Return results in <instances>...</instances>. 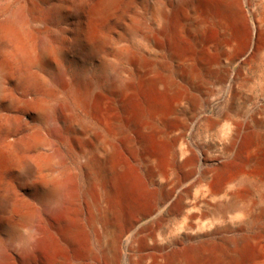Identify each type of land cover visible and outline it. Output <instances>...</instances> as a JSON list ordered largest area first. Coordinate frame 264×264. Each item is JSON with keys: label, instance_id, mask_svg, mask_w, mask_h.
Listing matches in <instances>:
<instances>
[{"label": "bare ground", "instance_id": "1", "mask_svg": "<svg viewBox=\"0 0 264 264\" xmlns=\"http://www.w3.org/2000/svg\"><path fill=\"white\" fill-rule=\"evenodd\" d=\"M51 1L29 0L28 12L34 13L37 3ZM120 2L101 0L98 11H95L97 19L111 14ZM160 6L157 21L152 24L155 32L143 33L137 22L117 23L123 32L119 39L111 35L89 38L88 34V39L78 40L79 74L70 83L69 80L66 82L65 76H58L72 95L74 109L78 111L65 122L73 124L76 127L73 128L82 130V133L86 128L81 122H90H87L89 138L85 136L95 145L80 152L85 160L84 168L106 169L107 174L117 181L118 173L124 167L116 158L117 149L123 144L141 161L147 183L169 200L172 179L183 181L193 175L197 159L187 145L184 147L182 137L185 134L182 132L193 120L192 109L207 91L205 83L217 81L224 85L230 80L231 64L247 53L248 56L239 63V73L233 75L227 88L224 113L205 117L199 126L214 149L213 156L209 157L215 166L202 169L199 177L194 179L195 184L200 185L194 198L211 213H205L206 218H198L197 222H193L194 216L190 213H171L185 208L187 190L181 192L172 203L173 210L171 206L168 209L174 220L165 235L141 230L139 244L142 253L133 264H264V109L254 102L256 109L243 112L236 102L239 96L236 85L240 87L246 83L244 72L249 66V73L251 67L260 73L257 84L259 96L264 98V0L256 2L252 22L243 10V0H171V10L166 4ZM21 8L9 12L6 20L10 31L16 27L23 34L26 15ZM188 14L186 26L184 19ZM46 20L51 22L52 19ZM139 38L141 43L137 41ZM19 46L23 44L11 51L15 52L16 59L26 60L31 53ZM149 52L161 60L149 61ZM87 62L96 64L100 74L92 77ZM123 63L129 66V71L121 70ZM171 70L189 89L181 82L175 85L177 81L171 79ZM2 73L3 67H0V75ZM242 116H247L244 122L240 120ZM25 170L30 175L34 167L27 164ZM69 181H65L68 186L67 183L60 185L63 186L60 193H64L65 199L54 191L55 196L61 195L62 199L49 214L50 221L43 220L42 225L41 220H36L39 223L36 225L29 216L23 217L24 227H34L28 240L22 237L23 230L19 225L20 229L12 225L8 235V240L19 242L18 246L12 245L10 240L12 244H7L0 237V264H19L21 261L23 264H85L66 256L67 251H77L73 246L80 234L74 214L70 213L74 200L70 194L73 185ZM119 186L116 188L125 187L124 184L121 188ZM254 228L255 234L240 235ZM122 229L112 225L106 230L102 252L110 264L115 263ZM158 241L163 245L157 246ZM10 245L14 247L12 252ZM170 246L172 249L166 251ZM91 254H94L93 249H90ZM248 257L251 259L249 263L246 262Z\"/></svg>", "mask_w": 264, "mask_h": 264}, {"label": "rangeland", "instance_id": "2", "mask_svg": "<svg viewBox=\"0 0 264 264\" xmlns=\"http://www.w3.org/2000/svg\"><path fill=\"white\" fill-rule=\"evenodd\" d=\"M100 1L52 0L45 4H35L37 8L33 13L28 12L27 9L29 0H0V67H3V73L0 75V237L4 242L6 241L5 243L14 245L15 240L13 242L9 238L12 243L8 240L9 228L12 225L19 228L17 226L19 225L22 227L21 231L23 230L22 237L28 240L34 227L27 225L25 228L23 217L29 216L36 225L39 223L43 225V220L50 221L49 214L54 211L53 208H57L56 205L60 199H65L64 193L61 194L63 186L60 185L70 180L73 190L72 188L70 190V185L69 190L74 200L71 201L73 204L70 206V213L74 214L76 224L80 227V234L77 237L79 239L75 241L80 242L77 243L78 245L75 243L78 248L73 246L77 250L75 254L72 253L73 250H70L69 253L72 255L67 251L66 256L75 257V260L85 264H110L104 258L102 248L105 246L107 228L116 225L119 230L123 228V234L117 243V257L113 264H133V260L135 261L142 253L139 244L141 230L150 231L155 235H165L166 229L174 220V216L168 214V209L171 206L173 210V204L181 192L184 193L187 190V196H185L186 193L183 194L184 202L186 204L189 202L190 205L185 204L183 210L178 212L174 210L171 213H190L194 216L193 222H197L198 218L204 220L205 213H211L198 199L199 202L194 198L200 187L195 184L200 172L204 168L215 166V163L210 160L212 157H209V155L213 156L214 149L200 132L199 126L205 117H217L224 113L227 88L233 75L239 73V63L248 54H244L231 64L230 80L224 85H220L217 81L205 83L204 87H207L205 88L207 91L192 109L193 120L182 132L183 135L185 134L182 137L184 147L187 145L197 159L193 167V175L183 181L178 178L172 179L171 198L165 200L161 193L156 192L147 183V175L141 161L136 159L123 144L118 145L116 158L122 167L124 166V170L122 168L118 173L120 175L117 176V181L112 175L107 174L106 169L84 168L85 160L80 152L95 145L94 141L91 143L92 140L86 138L89 134L87 128L90 122L89 120L81 122V125L86 128L83 133L82 130L74 129L76 127L73 124L66 123L68 118L78 114V111L74 109L72 95L58 80V76L60 74L65 76L66 82L69 80L70 83L79 74L78 40L88 39V34L89 38L111 35L119 39L123 33L120 23L128 25L137 22L143 33L155 32L152 30V24L157 21V11L160 10L161 3L166 4L167 9L171 10V0H121L111 14L97 19L96 12ZM243 1V10L249 22H252L258 0ZM20 8L26 15V20H23L25 24H22L23 34L16 27V30L10 31L6 20L9 12L13 13L12 11H18V9L20 11ZM189 16V14L185 15L186 26ZM48 18L52 19L51 22H46ZM96 30L100 32L96 33ZM11 32L18 33L21 38L15 37L18 35H13ZM137 41L140 42L141 38ZM17 42L20 45L23 44L24 48L19 47L27 49L25 52L31 53L30 56L27 54L30 58L27 56L26 60L20 61L15 58L16 56L14 57ZM146 51L148 50L144 49V52ZM151 54L149 52V61L161 60L159 56ZM113 60L111 58V61ZM95 65H89V62L86 65L92 77L100 74L99 67ZM120 68L124 72L130 70L125 63L121 64ZM249 68L250 66L245 70L246 73L244 72L246 83L240 87L236 85L239 90L236 102L243 112L256 109L254 102L264 109V98L259 96L257 84L260 73L252 67L249 73ZM171 79L177 81L174 82L175 85L182 83L172 70ZM246 119L247 116L240 118L243 122ZM70 126L74 128L71 129ZM80 142H83V145ZM27 164L34 167V172L30 175H27L25 170ZM66 183L68 186V182ZM123 184L125 187L121 188ZM116 185L121 189L116 188L118 187ZM59 186L61 189L57 191ZM54 191L58 194L61 192L60 194L64 197L55 196ZM63 202L64 200H61V203ZM201 213L204 214L203 217ZM36 220L41 222L37 223ZM155 221L156 224H154ZM126 224H128L127 228ZM255 232V228L248 229L240 235H253ZM236 235L240 236L238 233ZM159 242L157 246L163 245V242ZM18 244L19 242L16 241L14 246ZM90 249L94 250V254L90 255ZM171 249L170 246L166 251ZM9 250L14 251V247L10 245ZM42 255L44 256V253ZM250 260L248 257L246 262L249 263ZM21 262L19 264H23Z\"/></svg>", "mask_w": 264, "mask_h": 264}]
</instances>
